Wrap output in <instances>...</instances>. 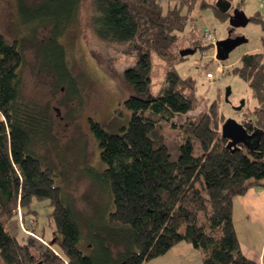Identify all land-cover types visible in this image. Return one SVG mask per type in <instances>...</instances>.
Instances as JSON below:
<instances>
[{
    "label": "trees",
    "instance_id": "16d2710c",
    "mask_svg": "<svg viewBox=\"0 0 264 264\" xmlns=\"http://www.w3.org/2000/svg\"><path fill=\"white\" fill-rule=\"evenodd\" d=\"M47 1L49 7L56 4L57 17L43 7L22 21L51 26L45 49L47 63L52 64L49 71L60 82L70 81L58 36L73 20L70 16H76L80 0ZM195 2L179 0V5L163 13L162 0H95L96 36L130 45L138 54L135 64L124 70L137 95L124 100L130 118L120 132H107L89 120L109 207L103 209L105 222L100 229L90 225L87 248L79 216L56 183L57 173L37 153L35 138L39 137L33 129L49 124L45 110L40 114L21 98L19 45L0 35V264H150L181 242L199 251L201 264H259L240 249L233 198L252 185L264 190V52L246 53L239 65H232L231 71L247 80L258 104L238 121L250 135L249 143L227 147L228 139L221 134L226 117L220 100L215 99L206 111L189 115L199 105L194 78L174 69V63L187 56L172 58L171 49ZM23 5L24 0H17V6ZM205 6L214 8L222 19L228 17V11H220L213 3L202 1L201 7ZM251 19L264 31L259 14ZM198 42H192V47L212 46ZM152 53L168 63L156 95L149 90ZM175 117L181 119L177 127L185 135L172 143L162 128L163 124L176 128ZM194 141L199 145L197 154ZM33 199L48 201L46 223L39 231L35 223L23 231L21 221L36 212L31 207ZM18 206L23 210L21 221ZM46 226L60 235L56 246L46 236Z\"/></svg>",
    "mask_w": 264,
    "mask_h": 264
},
{
    "label": "rangeland",
    "instance_id": "374dc122",
    "mask_svg": "<svg viewBox=\"0 0 264 264\" xmlns=\"http://www.w3.org/2000/svg\"><path fill=\"white\" fill-rule=\"evenodd\" d=\"M202 1L213 3L218 8L219 2L225 1L230 5L229 14L237 8L249 18L245 26L232 29L233 35L242 36L245 41L235 46L227 58L220 60L224 67L219 73L214 69L217 64L214 60V46L201 49L192 47V42L199 41L198 44L205 45L203 35L208 30L213 33L214 41L226 38L230 29L228 17L220 18L211 6L201 7ZM24 2L26 5L19 7L17 0H0V35L7 42L16 40L19 45L23 55V63L19 69L21 98L25 103L35 106V111H40V114L42 109L45 110L49 124L33 129L39 137L35 138L38 143L37 153L57 173L56 183L61 186L74 212L79 216L83 243L87 248L90 225L94 223L93 230L100 229L105 222V215L102 216L104 207H109L108 196L103 192L104 186L99 179L102 164L89 120L112 133L120 132L121 127L127 125L130 111L125 108L124 100L137 95V92L125 80L124 70L135 64L138 54L130 45L121 46L99 39L94 28L98 16L95 0H80L76 16H70V20H73L58 36L71 77L70 81L65 79L60 82L49 71L52 64L47 63L48 56L45 53L51 26L24 24L22 21L39 13L43 7L51 9L57 17L56 4L49 7L47 4L50 1L48 3L47 0ZM175 4L179 5V0H162L163 13ZM185 10L186 7L183 6L181 12L184 13ZM258 14L264 22V0H196L180 38L171 49L174 58L183 48H196L193 54L174 63V69L179 75H190L194 78V91L199 105L189 115L206 111L218 99L224 117L239 121L247 109L257 106L258 102L252 96L247 80L233 73L231 68L232 65H239L241 56L246 53L264 52V31L259 22L251 19ZM151 61L152 80L149 90L152 95H156L168 63L154 53L151 54ZM207 72H211L212 76L207 77ZM242 99V108L234 110ZM180 120L174 118L176 128L163 124L162 134L168 142L173 143L185 135L177 127ZM193 147L197 154V141L193 142ZM251 188L257 186L252 185ZM47 203V200L33 199L31 207L36 212L27 214L26 221L23 218L21 221L23 210L19 206L16 208L23 231L31 223H35L38 231L45 225L46 214L50 210ZM233 221L239 237L245 242L256 244L264 236L258 220L246 215L245 207L240 204L238 196L233 198ZM52 227L53 223L50 224V228ZM46 230V236L55 240L53 245L56 246L61 239L60 235L52 234L47 226ZM180 244L178 248L151 260V264H201L200 253L196 248L186 242Z\"/></svg>",
    "mask_w": 264,
    "mask_h": 264
},
{
    "label": "water",
    "instance_id": "95a60500",
    "mask_svg": "<svg viewBox=\"0 0 264 264\" xmlns=\"http://www.w3.org/2000/svg\"><path fill=\"white\" fill-rule=\"evenodd\" d=\"M222 3V4H221ZM229 4L225 1L219 2V9L222 12H227ZM249 21V18L239 9H234L231 14L228 13V24L230 29L228 30L227 37L215 42V56L218 60H224L227 58L228 53L238 44L245 41L242 36H231L233 28L245 26ZM196 48H183L179 51V55L184 57L195 52ZM227 94V93H226ZM227 97V96H226ZM244 105V99L240 100V103L234 107V110H240ZM221 134L228 139L227 147L239 148V144L247 145L249 143L250 135L246 132L240 122L235 119L227 118L221 125ZM35 264H42L38 261Z\"/></svg>",
    "mask_w": 264,
    "mask_h": 264
},
{
    "label": "crops",
    "instance_id": "0c3cea01",
    "mask_svg": "<svg viewBox=\"0 0 264 264\" xmlns=\"http://www.w3.org/2000/svg\"><path fill=\"white\" fill-rule=\"evenodd\" d=\"M238 199L240 204L245 207L246 215L251 216L253 220H258L259 227L263 229L264 232V190L258 187L257 188L250 187L244 194L238 195ZM236 234L243 255H245L247 258L255 260L259 264H264V236L256 244H252L250 242H245V240H242L239 237L237 230H236ZM180 245L181 244L178 243L168 251L172 249H176Z\"/></svg>",
    "mask_w": 264,
    "mask_h": 264
},
{
    "label": "built area",
    "instance_id": "2783aa9c",
    "mask_svg": "<svg viewBox=\"0 0 264 264\" xmlns=\"http://www.w3.org/2000/svg\"><path fill=\"white\" fill-rule=\"evenodd\" d=\"M203 41H204V44H211V45H213L214 46V49H215V42L216 41H214L213 33L210 30L206 31L205 34L203 35ZM215 58H216V56H215ZM215 58H214V60L217 62V64L214 67V69H215V72H218L219 73V72L222 71V69H223L224 66L220 63V60H218L217 58L215 59ZM206 76L207 77H211L212 76V73L211 72H207L206 73Z\"/></svg>",
    "mask_w": 264,
    "mask_h": 264
},
{
    "label": "flooded vegetation",
    "instance_id": "af4514ba",
    "mask_svg": "<svg viewBox=\"0 0 264 264\" xmlns=\"http://www.w3.org/2000/svg\"><path fill=\"white\" fill-rule=\"evenodd\" d=\"M221 4H222V3H221ZM231 36L234 37L235 35H233L232 32H231Z\"/></svg>",
    "mask_w": 264,
    "mask_h": 264
}]
</instances>
